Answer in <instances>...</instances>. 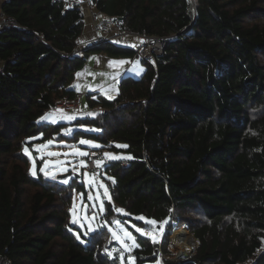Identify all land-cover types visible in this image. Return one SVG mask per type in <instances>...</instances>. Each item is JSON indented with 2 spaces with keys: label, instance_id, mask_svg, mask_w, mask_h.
Listing matches in <instances>:
<instances>
[{
  "label": "trees",
  "instance_id": "trees-1",
  "mask_svg": "<svg viewBox=\"0 0 264 264\" xmlns=\"http://www.w3.org/2000/svg\"><path fill=\"white\" fill-rule=\"evenodd\" d=\"M193 6L191 17L186 0L94 1L120 32L165 40L152 65L112 42L77 52L79 9L3 0L1 11L18 24L0 35V253L11 264H122L106 253L113 242L105 228L84 242L74 234L70 205L83 183L45 176L40 161L30 173L25 149L39 135L130 156L104 165L103 223L170 224L161 245L135 235L133 264H264V0ZM91 53L139 58L144 72L122 78L113 99L87 94L96 113L71 125L95 131L62 136L67 124L38 120L77 98L75 77ZM182 225L197 242L192 257L160 259Z\"/></svg>",
  "mask_w": 264,
  "mask_h": 264
},
{
  "label": "rangeland",
  "instance_id": "rangeland-1",
  "mask_svg": "<svg viewBox=\"0 0 264 264\" xmlns=\"http://www.w3.org/2000/svg\"><path fill=\"white\" fill-rule=\"evenodd\" d=\"M191 11L193 12V7H191ZM143 46L145 47V42L141 40V44L136 50L142 49ZM119 61H124L126 64L124 68H122L124 63H109ZM129 63H133V67H130V72L123 74L124 71L122 72L121 69L125 70ZM136 69L139 71L137 70L136 72ZM143 72L144 66L139 58H102L100 56L98 57L95 53H91L86 60L83 71L78 72L77 74L80 75L76 74L75 77L74 85L76 86L77 94L80 95L78 109L75 111H67L63 108H54L40 117L38 122L46 124H67L60 131V135L67 137L73 136L77 131L94 132V128L71 125L77 118L93 116L96 113L95 110H91L87 106L85 96L90 93H99L107 99H113L118 94V86L122 78L132 77L138 79ZM69 116L73 118L68 119L67 117ZM41 139V135L31 138L30 141H34V145L32 148H27L28 151L26 155L29 158L30 173L32 174L34 171L35 174L32 175H36L37 161H40V170L42 168L44 169V171L41 172L45 176L56 177L64 183L67 181L65 184H67L71 178H75V180H78L84 185V191L74 192L70 205L71 224L76 227V230H74L76 238L84 242L81 236L88 237L94 231L105 228L109 233L110 241L113 242V244L106 249V253H108L110 257H118L122 264L126 262L128 264H133L132 257H130L134 248L132 246L133 240L128 239L124 235L125 232L130 233L131 236L134 237V240H136V234L149 238L152 241V237L155 236L156 242L161 245L167 232V227L170 225L169 222L157 223L153 226L145 222L149 219L145 218L141 220L138 219L139 217H136V219L141 220L144 225L137 226L134 221H128L127 224L123 221H112L111 224L103 223L102 221L105 202H110L109 192L105 184L108 177L103 172L88 170L86 168V161L92 156H97L103 163H107L108 161L124 162L130 159L127 153L108 151L107 149H103L99 143L83 138H78L77 141L63 138H61L63 139L62 141H59L61 139L57 140L56 137L55 139L57 141L54 138L47 140ZM82 140L89 141L90 143L82 144L80 143ZM49 141H51L50 144ZM42 145H47V147L37 151ZM80 152L86 153L87 155L81 156L78 154ZM48 153H56L58 155H48ZM111 157L121 158L113 159ZM82 163L84 166H81ZM100 185H103V187H100ZM105 190H107V194H105ZM73 220H75V222H73ZM161 224H163L162 231ZM137 228L144 229L145 232L149 234H141V232L136 230ZM175 233L180 236L177 241L173 240ZM196 246L197 242L188 227L185 225L179 226L173 229L168 239V250L170 254L167 256L160 254V259L173 262L187 261L192 257ZM182 253H184V256L181 255Z\"/></svg>",
  "mask_w": 264,
  "mask_h": 264
},
{
  "label": "built area",
  "instance_id": "built-area-1",
  "mask_svg": "<svg viewBox=\"0 0 264 264\" xmlns=\"http://www.w3.org/2000/svg\"><path fill=\"white\" fill-rule=\"evenodd\" d=\"M95 0H51V2L63 9H79L83 14L82 7L85 8L86 14L93 20V28L98 36L95 39L94 45H103L112 42L114 38L112 33H117V36L134 35L129 32H120V21L112 19L99 13L94 7ZM18 24L14 18L6 15L0 10V35L8 29L17 28ZM145 42V47L139 49L137 53L145 60L154 65V58L162 54L165 46V40L151 37L140 36ZM143 58V59H144ZM3 72V64L0 62V74ZM80 96L72 102H58L54 108H63L69 111L78 109V100ZM105 163L97 156H92L86 161V168L93 172H102ZM0 264H11L10 260L0 253Z\"/></svg>",
  "mask_w": 264,
  "mask_h": 264
},
{
  "label": "crops",
  "instance_id": "crops-1",
  "mask_svg": "<svg viewBox=\"0 0 264 264\" xmlns=\"http://www.w3.org/2000/svg\"><path fill=\"white\" fill-rule=\"evenodd\" d=\"M2 3H3V0H0V10H1ZM82 9H83V16H84V23L85 24H84L83 33H82L81 37L78 39V41H77V43H78L77 52L85 50L88 47L94 45L95 39L98 36V34H96L94 32V30H93V20L88 16V14H86L85 8L82 7ZM111 35L114 36V38L112 39V43L113 44H115L117 46H122V47H130V48H133V49L134 48L136 49L141 44V40H142V38L140 36H137V35L117 36L118 35L117 33H112ZM97 55H98V57L100 56L102 58L106 57V56L100 55V54H97ZM125 65L126 64L124 63L122 65V68H124ZM130 67H133V63H129L128 66L125 68V70L121 69L122 72L124 71L123 74L130 72L129 71ZM137 70L138 69H136V72H137ZM80 71L82 72L83 69L80 70ZM132 76H136V75H132ZM74 83H75V81H74ZM73 86H74V88L76 90V86L74 84H73ZM78 96H80V95L78 94Z\"/></svg>",
  "mask_w": 264,
  "mask_h": 264
},
{
  "label": "snow or ice",
  "instance_id": "snow-or-ice-1",
  "mask_svg": "<svg viewBox=\"0 0 264 264\" xmlns=\"http://www.w3.org/2000/svg\"><path fill=\"white\" fill-rule=\"evenodd\" d=\"M109 63H110V64H113V63H124V61H119V62H109ZM77 75H80V74H77ZM67 118H68V119H72L73 117L69 116V117H67ZM50 143H51V141H49V144H50ZM80 143L85 144V143H90V142H89V141H84V140H82ZM92 146H95V145H92ZM46 147H47V145H42V146H40V147L37 149V151L41 150L42 148H46ZM117 147H127V146H126V145H117ZM25 151H26V153H27L28 150L25 149ZM78 154L81 155V156H83V155H87L86 153H83V152H80V153H78ZM48 155H58V154H56V153H48ZM106 155H107V154H106ZM111 158H113V159H120L121 157H111ZM81 166H84L83 163L81 164ZM30 171H31V170H30ZM41 171H44V169L42 168ZM32 174L34 175L35 172L33 171ZM66 182H67V181H65V183H66ZM90 182H91V181H90ZM100 187H103V185H100ZM105 194H107V190H105ZM74 207H75V205H74ZM117 211H122V210H121V209H117ZM138 219L144 220L145 218H144V217H139ZM73 222H75V220H73ZM145 222H146L147 224H150V225H153V226H155V225L157 224V222L154 221V220H146ZM163 223H166V221L163 222ZM136 230H137L138 232H141V234H149V233L145 232L144 229H141V228H137ZM162 230H163V224H161V231H162ZM124 235H125L128 239L133 240V245H132L133 247L138 246V245L135 244L134 237H132L130 233L125 232ZM152 239H153V242H156V238H155V236H153Z\"/></svg>",
  "mask_w": 264,
  "mask_h": 264
},
{
  "label": "bare ground",
  "instance_id": "bare-ground-1",
  "mask_svg": "<svg viewBox=\"0 0 264 264\" xmlns=\"http://www.w3.org/2000/svg\"><path fill=\"white\" fill-rule=\"evenodd\" d=\"M188 2H189V4H190V6H189V12L190 13H192V11H191V7H193L192 6V4H193V2H192V0H188ZM193 10H194V7H193ZM180 238V236H178V234L177 233H175L174 234V237H173V240L175 241H177L178 239ZM184 253H182L181 255H183ZM184 256V255H183Z\"/></svg>",
  "mask_w": 264,
  "mask_h": 264
},
{
  "label": "water",
  "instance_id": "water-1",
  "mask_svg": "<svg viewBox=\"0 0 264 264\" xmlns=\"http://www.w3.org/2000/svg\"><path fill=\"white\" fill-rule=\"evenodd\" d=\"M186 2H187V12H188V16L193 17V15H194V11H193L192 13L189 12V6H190V4H189L188 0H186ZM192 6H193V4H192ZM193 7H194V6H193ZM93 46H95V45H92V46H90V47H93Z\"/></svg>",
  "mask_w": 264,
  "mask_h": 264
}]
</instances>
